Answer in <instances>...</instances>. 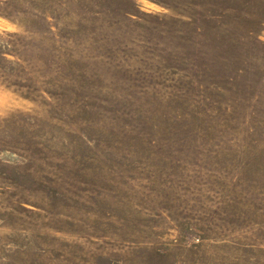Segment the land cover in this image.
Wrapping results in <instances>:
<instances>
[{"label": "rangeland", "instance_id": "1", "mask_svg": "<svg viewBox=\"0 0 264 264\" xmlns=\"http://www.w3.org/2000/svg\"><path fill=\"white\" fill-rule=\"evenodd\" d=\"M0 264H264V0H0Z\"/></svg>", "mask_w": 264, "mask_h": 264}]
</instances>
